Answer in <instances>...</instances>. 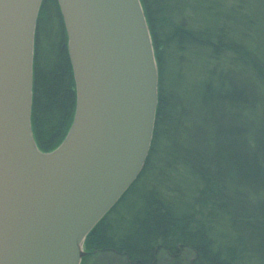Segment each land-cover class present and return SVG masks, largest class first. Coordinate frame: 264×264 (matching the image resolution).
<instances>
[{"label": "trees", "instance_id": "trees-1", "mask_svg": "<svg viewBox=\"0 0 264 264\" xmlns=\"http://www.w3.org/2000/svg\"><path fill=\"white\" fill-rule=\"evenodd\" d=\"M140 1L158 68L151 146L138 178L86 236L80 264L107 255L123 264H264V10L237 0L231 15L223 0H203L205 15H196L188 0ZM66 43L57 0H42L31 120L44 152L74 114ZM189 55L206 57V68L184 96L182 72L168 67Z\"/></svg>", "mask_w": 264, "mask_h": 264}, {"label": "water", "instance_id": "water-1", "mask_svg": "<svg viewBox=\"0 0 264 264\" xmlns=\"http://www.w3.org/2000/svg\"><path fill=\"white\" fill-rule=\"evenodd\" d=\"M42 0H0V264H80L83 243L140 175L153 137L158 68L140 0H57L74 79L57 147L32 130Z\"/></svg>", "mask_w": 264, "mask_h": 264}, {"label": "rangeland", "instance_id": "rangeland-1", "mask_svg": "<svg viewBox=\"0 0 264 264\" xmlns=\"http://www.w3.org/2000/svg\"><path fill=\"white\" fill-rule=\"evenodd\" d=\"M188 1L192 6L196 5V9L192 11L191 13L196 14V15H205V12L203 10V7L206 5L205 1L203 0H188ZM223 1L226 6V11L230 13L231 15H234V11L231 9L229 11V9L227 8H229V6H231L233 3H236L237 0H223ZM253 1L255 2V4H257V7H258V10L254 9V11L264 10V5L262 6L260 0H253ZM221 8H224V7L217 6L218 10H221ZM186 14L187 15L190 14V11H188ZM212 19L213 17L211 16L209 20H212ZM230 25L234 26L235 25L234 21L230 22ZM205 58L206 57L204 56L192 57L189 55L188 60L190 61L186 60L185 62L181 63L179 65V68H176L178 67V65L176 66L173 60L169 63L168 68L170 70H172L173 72H175L176 70H179L182 72L181 77H180V82H181V88L183 90L184 96H186L185 87L191 84L197 85L200 82L201 78L203 77L204 69L206 68ZM221 60H222V64H220V66L224 67V64H227V59L222 58ZM210 65H212L214 68H218L219 66V64L218 63L216 64V62H211ZM149 184H153L156 186H162L159 180L158 181L151 180L149 181ZM96 260L101 261L102 264H123L121 259L108 256V255L97 257Z\"/></svg>", "mask_w": 264, "mask_h": 264}, {"label": "bare ground", "instance_id": "bare-ground-1", "mask_svg": "<svg viewBox=\"0 0 264 264\" xmlns=\"http://www.w3.org/2000/svg\"><path fill=\"white\" fill-rule=\"evenodd\" d=\"M228 61H229V60H228ZM228 61H227V62H228Z\"/></svg>", "mask_w": 264, "mask_h": 264}]
</instances>
